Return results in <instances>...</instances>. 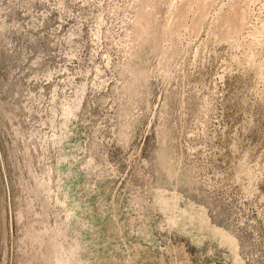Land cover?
Here are the masks:
<instances>
[{
    "label": "rangeland",
    "instance_id": "obj_1",
    "mask_svg": "<svg viewBox=\"0 0 264 264\" xmlns=\"http://www.w3.org/2000/svg\"><path fill=\"white\" fill-rule=\"evenodd\" d=\"M207 3L0 0V264H264V0Z\"/></svg>",
    "mask_w": 264,
    "mask_h": 264
},
{
    "label": "bare ground",
    "instance_id": "obj_2",
    "mask_svg": "<svg viewBox=\"0 0 264 264\" xmlns=\"http://www.w3.org/2000/svg\"><path fill=\"white\" fill-rule=\"evenodd\" d=\"M201 1V8H200V12H199V14H198V17H201V16H203L205 13H206V10H207V2H209L210 0H200ZM252 2V1H251ZM245 4V3H244ZM245 7V6H244ZM244 7H242L243 9H241V12L240 11H238V12H240L238 15L240 16V18H238L239 19V22H240V26L239 27H231L230 25L229 26H227L226 27V29L225 28H223V29H225L224 30V37L226 38V39H228V40H235V39H237V35H238V33L242 30V28L244 27V25H245V21H247L246 20V17H247V12H246V9L244 8ZM235 8V6H232V8L231 9H234ZM233 12V11H232ZM230 14H231V12H230ZM234 17V16H233ZM199 21V20H198ZM236 21H238V20H236ZM264 31V28L262 29V30H255L254 31V33H253V35L256 37V35L257 34H259V33H261V32H263ZM256 32V33H255ZM263 34H264V32H263ZM259 36V35H258ZM251 37V36H250ZM254 37V38H255ZM253 38V37H252ZM251 38V39H252ZM259 38H262V36L261 37H259ZM256 43V42H255ZM254 43V44H255ZM250 61V60H249ZM254 63H255V61H254ZM263 66V65H262ZM263 68V67H262Z\"/></svg>",
    "mask_w": 264,
    "mask_h": 264
}]
</instances>
